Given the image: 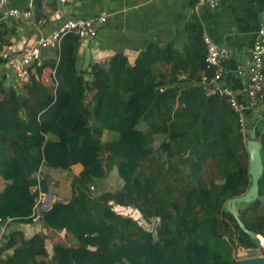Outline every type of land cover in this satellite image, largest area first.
I'll list each match as a JSON object with an SVG mask.
<instances>
[{
    "label": "trees",
    "instance_id": "trees-1",
    "mask_svg": "<svg viewBox=\"0 0 264 264\" xmlns=\"http://www.w3.org/2000/svg\"><path fill=\"white\" fill-rule=\"evenodd\" d=\"M5 19L0 13L1 264H236L238 251L257 249L226 204L252 185L247 139L254 126L264 167V107L243 113L242 124L228 98L203 80L210 75L195 17L188 60L155 46L134 65L117 54L81 70L82 40L68 34L21 85L3 67L23 23ZM76 119L88 127L80 157L81 137L64 123ZM48 178L71 179L70 197L36 212ZM259 188L238 210L264 248V170ZM117 207L137 211L143 224ZM41 222L42 234L30 238L13 227Z\"/></svg>",
    "mask_w": 264,
    "mask_h": 264
},
{
    "label": "crops",
    "instance_id": "crops-1",
    "mask_svg": "<svg viewBox=\"0 0 264 264\" xmlns=\"http://www.w3.org/2000/svg\"><path fill=\"white\" fill-rule=\"evenodd\" d=\"M8 3L9 7L33 12L31 20L22 22L19 38L11 40L10 47L15 52L33 46L40 36L52 34L70 18H106L98 37L82 42L77 63L81 70L93 64L108 63L117 54H123L134 65L140 54L155 46H171L188 60L189 31L195 17L201 25L202 37L207 35L219 47L230 51L229 59L223 63V84L233 91L244 107V113L259 115L262 112L261 109L252 112L246 108L248 100L243 89L248 76L239 75L238 71L252 61L258 31L264 22V0H221L217 9L199 5L197 0H41V6H37L38 1L35 5V0H9ZM5 21L11 25V20ZM52 50H40L37 62L48 59ZM172 64L173 61L167 69ZM3 69L1 71L9 75L5 66ZM47 181L53 192L57 182L52 178ZM45 196L47 206V194ZM55 197L53 193V199ZM39 225L43 227L42 222ZM5 230L3 228L0 234Z\"/></svg>",
    "mask_w": 264,
    "mask_h": 264
},
{
    "label": "built area",
    "instance_id": "built-area-1",
    "mask_svg": "<svg viewBox=\"0 0 264 264\" xmlns=\"http://www.w3.org/2000/svg\"><path fill=\"white\" fill-rule=\"evenodd\" d=\"M111 1V0H102ZM221 0H197L199 5H207L212 9L219 7ZM9 0H0V13L5 18L18 22L29 21L33 18V12L30 10L9 7ZM106 22V18L86 19L73 17L66 20L55 32L48 36H40L33 46L23 51L15 52L9 46L6 49L4 57L7 62L5 67L15 75V81L21 85L29 79L28 68L39 59V51L46 49H60L63 38L68 34H75L83 41H92L98 37L99 28ZM206 48L205 72L210 76H205L204 81L208 83L212 91L228 98L233 110L239 114L240 122L245 123L243 117L244 107L241 106L238 98L233 91L223 84L225 69L223 63L229 59L230 51L225 47H219L213 42L211 37L203 36ZM239 75H247L248 81L243 89L247 97L248 104L246 108L250 110H260L264 107V22L258 31L257 39L252 51V61L248 66H243L239 71ZM41 179V176H38ZM45 195H40L37 209L45 204ZM45 211V210H44ZM2 238L0 236V244ZM1 264V262H0Z\"/></svg>",
    "mask_w": 264,
    "mask_h": 264
},
{
    "label": "rangeland",
    "instance_id": "rangeland-1",
    "mask_svg": "<svg viewBox=\"0 0 264 264\" xmlns=\"http://www.w3.org/2000/svg\"><path fill=\"white\" fill-rule=\"evenodd\" d=\"M0 80H2V79H0ZM44 80H45V82L47 84L51 83L48 80V75H45ZM7 84H8V87H9V83H7ZM99 88H100L101 97H103L104 88H105V85H104L103 82H100ZM21 90H22V87H21V89H19V91H21ZM136 107L137 106L134 104V109ZM64 123H65V126H66V133H76V134H79L80 137H81V144H79L77 146L78 157H80V154L81 155L84 154L83 152H84V150L86 148V145H87L86 138H87V133H88V127L85 125V123H83L82 121H80L78 119H76V120H65ZM250 133L251 132L249 131V135H250ZM67 135L68 134H63L62 138L66 139ZM160 144H162L164 148L168 147L164 143V141H159L157 145H160ZM59 165H60V167H62L65 170L69 169V166H67V163H66L65 160H62L59 163ZM114 175L115 174H112V176H114ZM114 179H116V176H114ZM70 180L71 179H64V180L61 179L62 182L61 181H57V180L55 181V182L58 183V185L55 183L56 186H54V187H56V189H58L61 192L62 195L56 196V197H60V198H56L55 197L54 199H52L51 202L56 201L57 199H62L64 197L66 199L70 197V191H71L70 190ZM63 200H65V199H63ZM47 206H49V204H47ZM47 206H46V197H45V204H44L43 207H47ZM50 206H51V204H50ZM115 210L119 211L120 213H123V214H130V215L134 216L136 219H140L141 220V215L137 211H133V210H130V209L126 210V209H122V208H118V207ZM141 222L143 224L142 220H141ZM13 227L15 229H19L22 232H24V234H25V236L27 238H30L33 235H36L37 233H40V232L42 234V228H43L42 226H39V225H24V224H16V225L14 224ZM146 227L147 228H151L152 226L146 225ZM64 240H65V238L63 239V236H61V237H58L55 241L52 240L49 243L52 246L54 242H60V241H64ZM51 246L49 245V249L50 248L52 249ZM263 250H259V249H252V250H249V251L240 250V251L237 252L236 258H237V260H240V259H245V258H250V257L262 256V255H264ZM161 264H163V263H161Z\"/></svg>",
    "mask_w": 264,
    "mask_h": 264
},
{
    "label": "water",
    "instance_id": "water-1",
    "mask_svg": "<svg viewBox=\"0 0 264 264\" xmlns=\"http://www.w3.org/2000/svg\"><path fill=\"white\" fill-rule=\"evenodd\" d=\"M247 149L250 156L249 174L252 177V185L249 191L243 196L230 199L226 204V208L227 211L236 219L241 229L247 235L250 236V238L256 245L257 249L263 250V246L260 239L261 236L256 235L255 233L251 232L246 228V226L240 219L239 210H238L241 204L250 203L259 197V190H260L259 181L263 174L264 167L261 156L262 143L259 139H257L256 126L253 127L249 135V139L247 142ZM47 197H48V204H50V202L53 199V192L51 188H49ZM49 209L50 207L48 206L46 207L45 211H48ZM236 264H264V255L240 259L236 261Z\"/></svg>",
    "mask_w": 264,
    "mask_h": 264
},
{
    "label": "bare ground",
    "instance_id": "bare-ground-1",
    "mask_svg": "<svg viewBox=\"0 0 264 264\" xmlns=\"http://www.w3.org/2000/svg\"><path fill=\"white\" fill-rule=\"evenodd\" d=\"M264 249V248H263ZM263 253H264V250H263Z\"/></svg>",
    "mask_w": 264,
    "mask_h": 264
}]
</instances>
